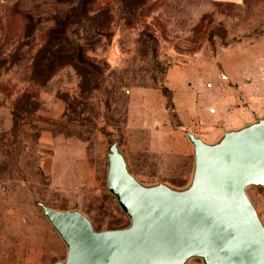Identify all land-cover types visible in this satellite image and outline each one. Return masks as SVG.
I'll return each mask as SVG.
<instances>
[{
    "label": "rangeland",
    "instance_id": "obj_1",
    "mask_svg": "<svg viewBox=\"0 0 264 264\" xmlns=\"http://www.w3.org/2000/svg\"><path fill=\"white\" fill-rule=\"evenodd\" d=\"M74 48L82 62L52 66ZM263 115L264 0H0V264L66 259L43 205L131 224L114 143L143 184L185 188L188 132L215 142ZM247 192L264 216V187Z\"/></svg>",
    "mask_w": 264,
    "mask_h": 264
},
{
    "label": "water",
    "instance_id": "obj_2",
    "mask_svg": "<svg viewBox=\"0 0 264 264\" xmlns=\"http://www.w3.org/2000/svg\"><path fill=\"white\" fill-rule=\"evenodd\" d=\"M187 136L194 171L185 188L143 184L112 145L108 189L130 219L125 228L97 231L81 211L43 205L67 246L54 264H264V221L247 192L264 187V115L215 142Z\"/></svg>",
    "mask_w": 264,
    "mask_h": 264
},
{
    "label": "trees",
    "instance_id": "obj_3",
    "mask_svg": "<svg viewBox=\"0 0 264 264\" xmlns=\"http://www.w3.org/2000/svg\"><path fill=\"white\" fill-rule=\"evenodd\" d=\"M62 39L64 41V45L67 46V43H69V40L67 37L65 36H62ZM76 48L74 49H70V51H67V52H62L61 54H52V58H51V63H52V66L53 65H56L57 63H59L60 65L64 63H67V62H70V64L72 63L73 65L78 63V62H82L83 61V55L81 52H76ZM60 53V52H58ZM69 56L68 61H63L65 60L63 57L64 56ZM72 60V61H71Z\"/></svg>",
    "mask_w": 264,
    "mask_h": 264
},
{
    "label": "built area",
    "instance_id": "obj_4",
    "mask_svg": "<svg viewBox=\"0 0 264 264\" xmlns=\"http://www.w3.org/2000/svg\"><path fill=\"white\" fill-rule=\"evenodd\" d=\"M262 219H263V221H264V216H262Z\"/></svg>",
    "mask_w": 264,
    "mask_h": 264
},
{
    "label": "crops",
    "instance_id": "obj_5",
    "mask_svg": "<svg viewBox=\"0 0 264 264\" xmlns=\"http://www.w3.org/2000/svg\"><path fill=\"white\" fill-rule=\"evenodd\" d=\"M246 125V124H245ZM241 126H244V125H241ZM240 127V126H239ZM235 128H238V127H235Z\"/></svg>",
    "mask_w": 264,
    "mask_h": 264
}]
</instances>
